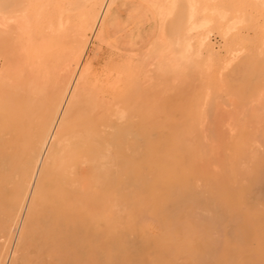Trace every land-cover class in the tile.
Returning a JSON list of instances; mask_svg holds the SVG:
<instances>
[{
    "label": "bare ground",
    "instance_id": "1",
    "mask_svg": "<svg viewBox=\"0 0 264 264\" xmlns=\"http://www.w3.org/2000/svg\"><path fill=\"white\" fill-rule=\"evenodd\" d=\"M115 1L0 0V264H264V188L256 185L259 166H239L253 147L248 122L239 121L242 118H236L235 110L237 121L231 118L229 124L236 128L221 137L225 155L216 161L215 144L208 147L194 127L198 112L189 104L193 96L190 100L186 96V104L194 110L181 107L184 96L181 106L178 103L185 112H196L189 123L183 119V125H172L177 122H172V114L164 116L171 125L150 118L152 111L141 112L138 118L131 115L135 101L142 103L137 110L144 107L140 99L144 97L131 86L139 80L136 76L148 78V55L140 63L111 55L118 60L112 57L101 70L85 60L91 40L96 47L105 42L107 12ZM147 1L159 19L153 56L170 51L180 61L175 68L181 61L184 65L189 55L191 59L201 53L197 48L207 45L208 26L217 18L215 24L229 19V11L238 15L229 24L220 22L226 25L218 27L227 36L252 18V12H244L248 2L240 8L235 0H231L234 4L230 0ZM249 5L262 10L264 0H249ZM195 31L206 33L198 34V41L192 43ZM239 49L232 55H238ZM191 50H198L197 54ZM259 51V57L245 54L237 74L232 73L237 82L229 84L226 79L225 88L238 100L264 98V46ZM158 58L153 57L161 66L152 67L159 71L164 62ZM229 63L223 68L228 69ZM178 71L177 77L183 73ZM162 73L167 79L171 76ZM161 101L164 105L167 99ZM258 108L257 113L264 111Z\"/></svg>",
    "mask_w": 264,
    "mask_h": 264
},
{
    "label": "rangeland",
    "instance_id": "2",
    "mask_svg": "<svg viewBox=\"0 0 264 264\" xmlns=\"http://www.w3.org/2000/svg\"><path fill=\"white\" fill-rule=\"evenodd\" d=\"M213 1H216V0H213ZM213 1H211V5H213L214 6V2ZM224 1H226V0H224ZM228 1V0H227ZM226 1V3H228V2H230V1H228L227 2ZM240 1V0H239ZM242 1V0H241ZM241 1H240V3H237L238 1L237 0H235V4L237 5H239V7L240 8H243L245 5H247L248 4V6H246L245 7V9H246V11H244V12H247V11H249L250 13H251V15H252V18L249 20V19H247V20H244L243 21V23L241 24V25H239V28H238V26H236L235 28H236V30L234 31L233 29V32H231L230 31V33L228 34L229 36H227L226 34V36L225 35H222V34H224V33H222V29H223V27H225L226 25L223 23V24H220V22H225L226 21V24H229L230 23V18L232 19V17H234L233 19H232V21L233 20H235L237 17L236 16H238V15H236V14H232L231 13V11H229L230 13H228L229 15H227V16H229L230 18L229 19H227V17H226V19L225 20H223V21H219L218 22V24H220V25H218V24H215V23H217V20H218V18L217 17H214V18H217V20H215V22H213L214 23V25H212V27H209L208 26V28H211L210 29V31H209V29H207V28H205V29H207V32H208V34H209V41H208V43H207V45L205 44L203 47H201V48H197L198 50L199 49H201V50H199L201 53H199L200 54V56H199V54H197V51L198 50H191V52L193 51L194 52V54H197L196 56L195 55H193L192 57H191V59H190V57L189 56H191V55H189L187 58H184L185 60V62H184V65L182 64V61H181V66L179 65H177L176 66V68H175V66H174V63H178V62H180L179 60H177V62L175 61V59H173L174 58V54L173 53H171L170 51H168V52H166L165 51V53H162V55H158V56H153L154 55V47H153V45H154V43H155V36L157 35V33H158V30H159V19H158V17H157V14H156V11L154 10V8H153V6L147 1V0H116L112 5H111V7L108 9V12H107V17H106V23H107V25H108V27H109V32H108V35H107V37H106V39H105V42H103V43H101V48L100 47H96V46H94V43H95V41H92L91 40V42L89 43V46H88V48H87V51H86V58H85V60H89L90 62H91V64H92V67L93 68H96V70H101V68H104V66L106 65V63L110 60H112L113 58V60H118L119 58H123L122 56H124V58H130V59H134L133 61H134V63H140V61H141V59H142V57L144 56V55H148V57H147V61L145 60V62H147L146 63V69H148L149 68V70H147V72H146V74L148 75V78H151V79H148L147 78V76L145 77V78H143V79H141V77L142 76H136V77H139V78H137V79H139V80H136L135 82H137V83H133L132 82V85H133V87L131 86V88L134 90L133 92L135 93L136 91H138V92H136L137 94H139L140 96H143L144 97V99L143 98H141L140 97V99H142L141 101L143 102V106L144 107H146L147 109H145L144 107H142V105H141V107L143 108V110H141V111H139L140 110V108H139V106H140V104H142L139 100H137V101H135L136 100V97H133L132 98V101H135L134 102V105L132 106L133 107V109H135V110H133L132 108H131V111H133V112H131L130 114L131 115H133L134 117H137L138 118V115H140V113L141 112H143V113H148V115H149V112L150 111H152L151 113H153V115H151L150 114V118H152L153 120H155L156 122H158V123H163V124H169V125H171V123L173 122V121H177V122H173L172 123V125H180V123H182L181 125H183L184 124V120H187L186 122H188L189 123V121H191L190 119L193 117V110H194V108H195V111H196V108H197V111L196 112H198V113H196L197 114V117H198V119H196L195 117V120L197 121L198 120V124H196L194 121V127H196V125H197V128L199 129V131H197L198 132V137L200 138V136H202L200 139H201V141H205L204 143H206L207 144V146L209 147V145H210V147H214V144H215V147L213 148V150L214 151H212V152H214L213 153V155H214V159L217 161V160H219V158H220V156H222V155H225V153L223 152L224 150H223V148L220 146V145H222V144H219L220 143V139H221V137H225L227 134V132L229 131L230 133L231 132H234L233 130L236 128V127H232V125H230L229 123H231V118H233L232 119V122H233V120H234V122H235V120L237 121V119L236 118H238V116L240 117L241 116V118L242 119H240L239 118V121H241V120H245V122L247 123V128H248V130H249V137L250 138H252V143H253V145H251V141L249 142V144L251 145V146H253L252 147V149H251V151H254L255 149L254 148H257V150L256 151H254V153L253 152H251L250 150H248V152L250 151V155L249 156H247V157H249V158H244V159H241L242 161H239V166L242 168H246L247 166H248V168H250L249 167V165L251 166V164L253 165V167H254V165L255 164H257L258 166H259V176H258V182H259V184L256 182V185H257V187L258 188H264V184H262V183H264V160H262V161H260V159L259 158H261L262 159V157H264V134H262V133H264V121H260L259 123H260V125H256V124H258V121H259V119H264V114H261V112H264V111H262L261 109H264V103H261V101L262 100H264V98H250V99H247V100H245V99H241L240 98V100H238V98H237V96L235 97V95H233V92H231L230 91V88H229V90L227 91V89L225 88V87H227L226 86V83L228 84V82L230 81V83L229 84H232L234 81H236L237 82V76H235L234 77V75L233 74H237V72H238V67H239V65H240V63L242 62V61H244V56H245V54L247 55H249V56H252V57H257V55H258V53L259 52H261V51H259V49H261L262 48V46H264V45H262V43H264V28H262V27H264V21H262V20H264V9H260V8H257V10L255 11V7H254V5H249V0H244L245 1V4L244 5H242V7L240 6L244 1H242V3H241ZM218 2V1H217ZM217 2H215V3H217ZM219 2H220V0H219ZM218 2V3H219ZM246 2H248L247 4H246ZM217 3V4H218ZM222 3V2H221ZM221 3H219V5H217V4H215L216 6H220V4ZM231 3H232V1H231ZM234 3H232V4H234ZM251 3V2H250ZM232 4H230V5H232ZM252 4V3H251ZM223 5V4H222ZM229 5V4H228ZM250 6H253L254 8L252 9ZM260 11H259V10ZM244 10V9H243ZM243 10H242V12H243ZM251 10V11H250ZM240 11H241V9H240ZM254 11V12H253ZM262 11V12H261ZM249 12H248V14H249ZM233 16H232V15ZM239 14V13H238ZM236 15V16H235ZM241 15V14H240ZM239 15V16H240ZM258 16H259V19L260 20H258L257 18H258ZM261 16V17H260ZM251 17V16H250ZM256 20V21H255ZM248 23V24H245L246 22ZM250 22V23H249ZM212 23V24H213ZM258 23V24H257ZM250 24V25H249ZM256 24V25H255ZM223 25V27L221 28V27H218V26H222ZM254 26V27H253ZM241 27V28H240ZM256 28V29H255ZM213 29V30H212ZM238 29V30H237ZM249 29V30H248ZM261 29V30H260ZM201 31H202V29H200ZM200 30H198V31H200ZM218 30V31H217ZM224 30V29H223ZM198 31H195L194 33L196 34V32H198ZM221 31V32H220ZM241 32V34H238V33H240ZM194 33H193V35L191 36L192 38H191V42L193 43V41H195V40H193V39H196V41H198L197 39H199V37L197 38V35L199 34L200 36H202L201 34H204V33H206V31L205 32H203V33H198V34H196L195 36H196V38H194L193 36H194ZM219 33H221V34H219ZM237 33V34H236ZM198 35V36H199ZM224 36V37H223ZM222 37V38H221ZM233 37V38H232ZM244 37H246L247 38V40H246V42L244 41L246 38H244ZM240 38V39H239ZM249 38V39H248ZM226 41H225V40ZM234 41H233V40ZM244 39V40H243ZM109 42V43H108ZM142 42H146L144 45L143 44H141L140 45V43H142ZM229 44H227V43ZM250 42V43H249ZM93 43V44H92ZM195 44V43H194ZM211 46H210V45ZM261 44V45H260ZM198 45V44H197ZM196 45V46H197ZM226 45V46H225ZM236 45V46H235ZM238 45V46H237ZM209 46V47H208ZM160 47H162V45L160 46ZM227 47V48H226ZM231 47V48H230ZM234 47V50H232V48ZM245 47V48H244ZM256 47V48H255ZM93 48H95V49H93ZM114 48V49H113ZM196 48V47H195ZM206 48V49H205ZM210 48V49H209ZM212 48V49H211ZM235 48H240L239 50V52H238V55H236V56H233L232 55V53H235ZM257 48H259L258 50H257ZM192 49H194V48H192ZM226 49V50H225ZM227 49H228V51L230 52H227ZM252 49V50H251ZM115 52H114V51ZM205 50H207L208 52H210V50L212 51L211 52V54L210 53H208V52H206ZM242 50H243V52H242ZM117 51V52H116ZM112 52L114 53V54H112ZM241 52V53H240ZM245 52V53H244ZM111 53V54H110ZM122 53V54H121ZM239 53H240V55H239ZM244 53V54H243ZM257 53V54H256ZM95 54V55H94ZM115 54H117V58H115L116 56H115ZM120 56H119V55ZM201 54H202V56H201ZM227 54V55H226ZM111 55H114L115 57H111ZM127 55H129V57H127ZM209 55H211L210 57H209ZM247 55V56H248ZM262 55H264V54H262ZM131 56H134L133 58H131ZM162 56V57H161ZM164 56V57H163ZM205 56H207V57H205ZM230 56V57H229ZM260 55H258V57H259ZM153 57H154V59H158L159 61H160V59L158 58V57H160V58H162L161 59V63L162 62H164V63H162V65L164 66V67H162V69L164 68V70L162 71V69L160 68V67H158V68H160L159 69V71L158 70H156V65H158V66H161V65H159L158 64V62L159 61H157V60H155V61H157V62H155L154 61V59H153ZM200 57H201V59H200ZM214 57V58H213ZM246 57V56H245ZM90 58V59H89ZM112 58V59H111ZM136 58V59H135ZM152 58V59H151ZM202 60V62H204V60H205V62L202 64V65H200L199 66V64H201L202 62L199 60ZM203 58H205V59H203ZM225 58H227V59H225ZM232 59V61H231V59ZM107 59V60H106ZM183 59V58H182ZM186 59H189L190 61L188 62V60H187V62H186ZM198 60L197 62H200V63H197L196 62V60ZM210 59V60H209ZM226 61H225V60ZM241 59H243V60H241ZM137 62H136V61ZM149 60V61H148ZM152 60V61H151ZM163 60V61H162ZM181 60V59H180ZM209 60V61H208ZM224 60V61H223ZM241 60V61H240ZM195 61V62H194ZM215 61H217V62H215ZM228 61V63H229V61H230V63H229V65H228V69L225 67V68H223V66H225V63ZM150 62V63H149ZM152 62H154V63H152ZM194 62V63H193ZM211 62H213V63H211ZM109 63V62H108ZM157 63V64H156ZM188 63V64H187ZM205 63L206 64H208V66L207 65H205ZM215 63V64H214ZM237 63H238V65H237ZM155 64V67H152L153 65ZM214 64V65H213ZM199 67H198V66ZM213 65V67L212 68H210L211 66ZM221 65V66H220ZM138 66V65H137ZM136 66V67H137ZM152 67V68H151ZM182 67H184V69H186V70H184ZM197 67V68H196ZM200 67H202V69L200 68ZM209 67V68H208ZM157 68V69H158ZM193 68V69H192ZM196 68V69H195ZM207 68V69H206ZM214 68V69H213ZM221 68V69H220ZM166 69V70H165ZM180 69H182L181 70V72H183L182 74H179V73H181V72H179L180 71ZM206 71V72H204V70ZM210 69H212V70H210ZM225 69V70H224ZM230 69H231V71H230ZM95 70V69H94ZM150 70H152V71H150ZM157 72H159V73H157ZM160 70H161V73L162 74H164V73H166L165 75L167 76L168 74L167 73H170L171 74V76H168L169 78H174L175 80H170L169 78L167 79V77H165V76H163V75H161L160 74ZM175 70H179L178 71V77L176 76L177 74H175L177 71H175ZM202 70V72H200ZM209 70H210V72H209ZM224 70V71H223ZM226 70H229V73L226 71ZM154 71V72H153ZM165 71V72H164ZM167 71V72H166ZM189 71H191V72H189ZM237 71V72H236ZM156 72V73H155ZM187 72V73H186ZM189 72V73H188ZM194 72V73H193ZM199 72V73H198ZM227 72V73H226ZM231 72V73H230ZM153 73V74H152ZM191 73V75H189ZM201 73V74H200ZM206 73H208L207 74V79L210 81H208L207 79L205 80V78H206ZM225 73V74H224ZM233 73V74H232ZM160 76H159V75ZM169 74V75H170ZM229 74V75H228ZM160 77V80L158 79V77ZM199 75L201 76L202 75V77H199ZM209 75V76H208ZM211 75V76H210ZM213 75V76H212ZM222 75V76H221ZM225 75H227L226 77H224ZM176 76V77H175ZM193 76V77H192ZM195 76V77H194ZM198 76V77H197ZM230 76V77H229ZM223 77V78H222ZM227 77L229 78L227 81H226V79H227ZM233 77H234V79H233ZM157 78V79H156ZM200 78V79H199ZM225 78V79H224ZM232 78V80H230ZM148 79V80H147ZM184 79V80H183ZM187 79H188V81H187ZM204 81H203V80ZM133 80V79H132ZM132 80H130V81H132ZM135 80V79H134ZM201 80H202V82H201ZM156 81V82H155ZM159 81V82H158ZM207 81H208V86H207ZM223 83H222V82ZM226 81V82H225ZM233 81V82H232ZM183 82V83H182ZM198 82V83H197ZM225 82V83H224ZM131 83V82H130ZM139 83V84H138ZM182 83V84H181ZM139 86H138V85ZM180 84H181V86H180ZM204 84H206V85H204ZM186 85V86H185ZM190 85V86H189ZM212 85V86H211ZM135 86V87H134ZM139 88H138V87ZM189 86V87H188ZM211 86V87H210ZM223 86V87H222ZM185 87V89L188 91V93H187V95L186 94H182V93H186L187 91H185L183 88ZM215 87V88H214ZM219 87V88H218ZM178 88V89H177ZM214 89V91L212 90V89ZM222 88V89H221ZM132 89H130V90H132ZM210 91H209V90ZM226 89V90H225ZM144 90V91H143ZM177 90V91H176ZM183 90V91H182ZM197 90V91H196ZM216 90V91H215ZM179 91V95L177 94V93H175V92H178ZM192 92V94H191V92ZM199 91V92H198ZM224 91H227V92H224ZM140 92V93H139ZM142 92L143 93H145L144 95H146V96H144V95H142ZM182 92V93H181ZM207 94H206V93ZM208 92H210V94L208 93ZM213 92L215 93V95L213 94ZM231 92V93H230ZM191 95H190V94ZM202 93H204L203 95H202ZM180 94L182 95V97L180 96ZM200 94H201V96H200ZM206 94V95H205ZM226 94H228V95H226ZM135 96H136V94H134ZM178 95V96H177ZM195 95L197 96V97H195ZM208 95H209V97H208ZM231 95V96H230ZM183 96L185 97V103L183 104V106H181V102L182 101H184V98H183ZM186 96H188V100H190V98L192 99V96L194 97L190 102H189V104H191V105H193V106H195L194 108H193V106L191 107V105H189L193 110H191V112L190 111H188V112H185V110L187 111V109L189 108V106L186 104ZM189 96H190V98H189ZM202 98H200V97ZM139 97V96H138ZM137 97V98H138ZM160 99H159V98ZM210 97H212V98H210ZM215 97V98H214ZM235 97V98H234ZM261 97H264V96H261ZM175 98V99H174ZM198 98V99H197ZM200 98V99H199ZM207 98V100L205 101V99ZM233 98L235 99V100H233ZM159 99L160 101H157V100ZM167 99V102H166V104H162V102L164 103V101H161V100H166ZM183 99V100H182ZM209 99V100H208ZM254 99H259V100H261L260 101V103L258 102L259 100H257L256 101V103H254L255 102V100ZM195 100H197L195 103H194V101ZM199 100H201V102L199 101ZM204 100V101H203ZM229 100V101H228ZM254 100V101H253ZM131 101V102H132ZM155 101H157L156 103H155ZM173 101H174V103H173ZM238 101V102H237ZM243 101H244V103H243ZM130 102V103H131ZM153 102L155 103V104H153ZM159 102V103H158ZM170 102L172 103V104H174V105H172V104H170ZM180 102V106L181 107H184V105H186V107H188V108H186V107H184L185 108V110H183V109H180V106H179V103ZM187 102V103H188ZM192 102V103H191ZM240 103V104H236V103ZM261 105V107H260V105H258V103ZM262 102H264V101H262ZM168 103H169V105H168ZM197 103V104H196ZM205 104V106L204 107H202L204 104ZM208 103V104H207ZM232 103V104H231ZM158 104V105H157ZM179 106V110H183L182 112H184V113H181V112H179V114H180V117L178 116L179 114H176V111L178 112L179 110H177V108H176V106L177 105ZM235 104V105H234ZM249 104V105H248ZM131 105V104H130ZM135 105H137V106H135ZM207 105V106H206ZM232 105L234 106V107H232ZM245 105V106H244ZM256 105V106H255ZM231 106V107H230ZM251 106H254V108L253 107H251ZM135 107V108H134ZM163 107H165V108H163ZM171 107H173V108H171ZM199 107V108H198ZM206 107V108H205ZM238 107V110L237 109H234V108H237ZM241 107H245L244 109H242ZM259 107V108H258ZM137 108H139V110H137ZM162 108L163 109H165V111H166V113H165V115H164V110H163V112H162ZM171 108V109H170ZM202 108V109H201ZM241 108V109H240ZM252 108V109H251ZM257 108L258 109H260L261 111L259 112V113H257V111H259V110H257ZM170 109V110H169ZM206 109V110H205ZM233 109H234V111H233ZM248 109V110H247ZM251 109V110H250ZM157 110V111H156ZM159 110V111H158ZM202 110V112H200ZM207 112V115H205V111ZM225 110V112H223ZM230 112H229V111ZM235 110L236 111H238L237 112V114H236V116L234 115L235 113ZM241 110H244L243 112H242V114H240V112H241ZM203 111L205 112V113H203ZM227 111V112H226ZM157 112V113H156ZM161 114H160V113ZM169 112H172V113H170L169 114ZM190 112V113H189ZM250 112H253L254 114H256V116L258 115V120H256L257 119V117H254V118H250L249 117V114H251ZM189 113V114H188ZM194 113V114H195ZM199 113H202L201 114V116H199L200 114ZM216 113V114H215ZM244 113V114H243ZM159 114V115H158ZM172 114V116H174L175 117V119L173 120V118H172V122L170 121V120H167L169 117H170V115ZM190 116V117H188V115ZM195 114V115H196ZM224 114V115H223ZM232 114V116L230 117V115ZM147 115V114H146ZM166 115H169V117L168 118H165V117H167ZM177 115V116H176ZM183 115V116H182ZM194 115V116H195ZM221 115V116H220ZM163 116V117H162ZM165 116V117H164ZM186 116V117H185ZM202 116H207L206 118L205 117H202ZM218 116V117H217ZM220 116V117H219ZM228 116H229V118H228ZM189 118V120L188 119H186V118ZM214 117V118H213ZM217 117V118H216ZM234 117H236L235 119H234ZM248 117H249V119H250V121H249V119H248ZM170 118V119H171ZM200 118H201V120H202V122L200 121ZM219 118V119H218ZM224 118V119H223ZM246 118V119H245ZM162 119V121H160ZM181 119V120H180ZM184 119V120H183ZM227 119H229L228 121H227ZM247 119H248V121H247ZM180 120V121H179ZM183 120V121H182ZM193 120V119H192ZM205 120L207 121V122H205ZM168 121H170V122H168ZM200 121V122H199ZM214 121V122H213ZM224 121V122H223ZM230 121V122H229ZM238 121V122H239ZM180 122V123H179ZM185 122V123H186ZM213 122V123H212ZM219 122L220 123H222L221 125L219 124ZM179 123V124H178ZM188 123H186L187 124V127L189 126V125H191V126H193V124H191V122H190V124H188ZM202 123V124H201ZM209 123H211V127H210V125L209 126H207ZM215 123V124H214ZM224 123H225V125H224ZM228 123V124H227ZM199 124H201V126H199ZM205 124V125H204ZM214 124V125H213ZM219 124V125H218ZM184 126H186V125H184ZM191 126H189V127H191ZM221 126V127H220ZM224 126H225V128H224ZM228 126V127H227ZM223 127V128H222ZM214 128H218L216 131H215V129ZM230 128H232V129H230ZM226 129V130H225ZM228 129V130H227ZM232 130V131H231ZM258 131V132H257ZM201 132H203V134L201 133ZM206 132H207V134L208 135H206ZM228 132V133H229ZM257 132V133H256ZM260 132V133H259ZM214 133V134H213ZM224 133V135L223 136H221V134H223ZM202 134V135H201ZM262 134V135H261ZM206 136V138L205 137H203V136ZM259 135V136H258ZM217 136V137H216ZM259 137V138H258ZM204 138H205V140H204ZM217 139V140H216ZM219 140V141H218ZM210 141V142H209ZM212 145H211V144ZM205 144V145H206ZM209 144V145H208ZM254 146H256V147H254ZM218 147H221V148H219V150H221V151H219V153L221 154H219L218 153ZM250 147V146H249ZM249 147H248V149H249ZM251 148V147H250ZM254 149V150H253ZM217 153H216V152ZM257 152V153H256ZM216 153V154H215ZM253 153V154H252ZM257 154V156H258V158H257V156H256V154ZM253 155H255V157L253 156ZM252 156V157H251ZM255 159H254V158ZM245 159H248V161H246ZM257 159H259L258 160V163H259V161H260V163L261 164H258L257 163ZM246 162H244V161ZM246 165H245V164ZM249 163H251V164H249ZM242 168V169H243ZM248 168H246V169H248ZM261 172V173H260ZM261 182V183H260ZM257 188V189H258ZM259 190V189H258ZM216 234H217V232H215Z\"/></svg>",
    "mask_w": 264,
    "mask_h": 264
}]
</instances>
